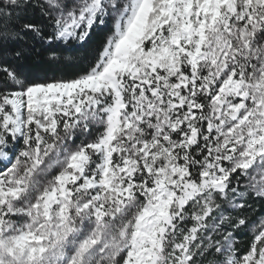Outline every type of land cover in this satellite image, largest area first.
I'll use <instances>...</instances> for the list:
<instances>
[{
	"label": "snow or ice",
	"instance_id": "obj_1",
	"mask_svg": "<svg viewBox=\"0 0 264 264\" xmlns=\"http://www.w3.org/2000/svg\"><path fill=\"white\" fill-rule=\"evenodd\" d=\"M0 264H264V0H0Z\"/></svg>",
	"mask_w": 264,
	"mask_h": 264
}]
</instances>
